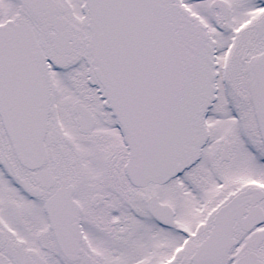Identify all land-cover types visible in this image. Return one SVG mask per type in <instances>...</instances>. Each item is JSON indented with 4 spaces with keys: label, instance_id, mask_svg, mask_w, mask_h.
Listing matches in <instances>:
<instances>
[{
    "label": "snow or ice",
    "instance_id": "1",
    "mask_svg": "<svg viewBox=\"0 0 264 264\" xmlns=\"http://www.w3.org/2000/svg\"><path fill=\"white\" fill-rule=\"evenodd\" d=\"M0 264H264V0H0Z\"/></svg>",
    "mask_w": 264,
    "mask_h": 264
}]
</instances>
